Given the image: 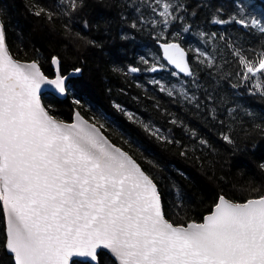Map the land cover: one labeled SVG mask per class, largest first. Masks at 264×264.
Instances as JSON below:
<instances>
[{
  "label": "snow or ice",
  "instance_id": "obj_1",
  "mask_svg": "<svg viewBox=\"0 0 264 264\" xmlns=\"http://www.w3.org/2000/svg\"><path fill=\"white\" fill-rule=\"evenodd\" d=\"M59 3V13L38 4L30 10L51 21L58 14L71 18L84 7V0ZM154 3L156 7H148L162 19L152 20L153 26L167 29L183 21L177 14L182 4L172 0ZM234 7V14L214 16L211 23H234L264 37V12L254 14L250 9L255 6L245 0H234ZM140 20L143 22V16ZM84 27H89L87 21ZM131 27L138 28V23L133 21ZM190 28L185 24L182 32ZM199 35L209 41L216 38V33ZM180 37L181 32H176L173 40L159 44L163 59L180 73L194 77L184 48L176 42ZM161 38L163 31L157 36L158 43ZM86 43L95 45L92 40ZM228 46L239 65L236 76L240 83L232 87L243 86L249 95L264 98V49ZM200 54L208 67L215 64L212 57ZM50 59L54 78L44 74L38 60L15 59L0 21V205L5 216L0 264H264V195L235 202L219 194L201 221L173 223L166 218L154 179L129 152L109 140L102 132L103 123L89 122L79 111L74 112L72 123L65 122L51 113L53 105L41 102L45 86L59 96L70 91L69 76L61 74L60 58ZM141 60L149 63L144 57ZM157 70V64L147 69ZM81 71L75 68L73 74ZM128 71L140 69L130 67ZM180 91L189 102L196 101L184 89ZM168 95L173 91L168 90ZM73 102L80 104L79 100ZM235 111L229 109V114ZM244 111L254 121L253 131L264 136V116ZM222 138L229 145L236 143L228 134ZM200 144L207 142L200 140ZM258 167L264 172V162Z\"/></svg>",
  "mask_w": 264,
  "mask_h": 264
},
{
  "label": "trees",
  "instance_id": "obj_2",
  "mask_svg": "<svg viewBox=\"0 0 264 264\" xmlns=\"http://www.w3.org/2000/svg\"><path fill=\"white\" fill-rule=\"evenodd\" d=\"M172 2L183 5L177 13L183 21L167 29L151 23L162 19L148 7H156L154 0H84V7L71 18L58 14L51 21L32 15L30 9L38 4L59 13V0H0V20L15 58L38 60L48 76L53 75L52 56L60 58L62 73L82 70L69 78L71 91L65 98L44 92L43 104L53 105L51 113L63 121H70L78 109L89 121L103 123L104 134L128 151L156 182L166 218L186 224L201 221L219 194L237 202L264 195V172L258 167L264 162V136L253 131L254 121L244 111L264 116V98L249 95L243 86L232 87L240 83L236 76L239 65L228 46L259 51L264 49V37L234 23H211L214 16L234 14V0ZM245 2L255 6L250 9L254 14L264 12V0ZM133 21L138 28L131 27ZM185 24L191 26L188 32H182ZM161 31L159 42L171 41L181 32L176 42L186 49L194 77L175 72L163 60L157 42ZM201 32L216 33V38H201ZM200 53L212 57L215 64L208 67ZM141 57L149 63H143ZM152 64H157L156 72L147 71ZM130 67L140 71L132 73ZM181 89L196 101L189 102ZM168 90L173 91L172 96ZM233 108L236 111L230 115ZM222 134L230 135L235 145L224 141ZM184 151L186 155H181ZM4 228L0 205V239Z\"/></svg>",
  "mask_w": 264,
  "mask_h": 264
},
{
  "label": "water",
  "instance_id": "obj_3",
  "mask_svg": "<svg viewBox=\"0 0 264 264\" xmlns=\"http://www.w3.org/2000/svg\"><path fill=\"white\" fill-rule=\"evenodd\" d=\"M1 21V20H0ZM160 43H163V42H159L158 44H160ZM179 43V42H178ZM181 45V44H180ZM181 47L182 48H184L182 45H181ZM161 49V48H160ZM184 50H185V52H186V57H185V59L188 61V63H189V60H188V53H187V51H186V49L184 48ZM161 54H162V58H163V52H162V49H161ZM15 58V57H14ZM15 59H17V58H15ZM17 60H19V59H17ZM164 60V59H163ZM21 62H30V61H32V60H29V61H25V60H20ZM165 62H166V64L168 65V66H170L173 70H175L177 73H179V74H182V75H185L184 73H180L179 72V70L178 69H175V67L173 66V65H169L168 63H167V61L166 60H164ZM52 65V64H51ZM189 67H190V65H189ZM52 68H53V75L52 76H48V75H46V76H48L49 78H54V76H55V66H53L52 65ZM190 70H191V68H190ZM61 74L62 75H65V76H69V78L71 77V76H73V75H77V74H80V73H77V74H73V70H71V71H69L68 73H62L61 72ZM46 87V90L44 91V92H48V93H51L52 95H54V96H56V97H58V98H65L66 96H59V95H56L54 92H52L51 91V89H48L47 88V86H45ZM41 102L43 103V101H42V98H41ZM75 111H79L78 109H74V112ZM74 112H73V116H72V119L70 120V121H65V122H68V123H72L73 122V120H74ZM81 114V113H80ZM82 115V114H81ZM83 116V115H82ZM84 117V116H83ZM85 118V117H84ZM86 119V118H85ZM88 120V119H87ZM89 122H91V121H89ZM103 132V131H102ZM104 133V132H103ZM110 140V139H109ZM111 141V140H110ZM1 207H2V205H1ZM2 211H3V208H2ZM4 214V213H3ZM4 223H5V216H4Z\"/></svg>",
  "mask_w": 264,
  "mask_h": 264
},
{
  "label": "bare ground",
  "instance_id": "obj_4",
  "mask_svg": "<svg viewBox=\"0 0 264 264\" xmlns=\"http://www.w3.org/2000/svg\"><path fill=\"white\" fill-rule=\"evenodd\" d=\"M42 70V69H41ZM71 84V83H70ZM71 91V90H70ZM73 92V91H72ZM48 93V92H47ZM47 93H45V94H47ZM44 94V93H43ZM43 94H42V96H43ZM50 94V93H49ZM51 95V94H50ZM46 96V95H45ZM45 96H43V97H45ZM112 142V141H111ZM113 143V142H112ZM113 144H115V143H113ZM116 146H119V145H117V144H115ZM119 147H121V146H119ZM122 148V147H121ZM125 150V149H124ZM126 151V150H125ZM128 152V151H127ZM130 154V153H129ZM131 155V154H130ZM256 174V173H255ZM251 175V174H250ZM252 178V177H251ZM258 178H260V177H258ZM227 198V197H226ZM229 199V198H228ZM229 200H231V199H229ZM233 201V200H232ZM235 202H237V201H235ZM208 214V213H207Z\"/></svg>",
  "mask_w": 264,
  "mask_h": 264
},
{
  "label": "rangeland",
  "instance_id": "obj_5",
  "mask_svg": "<svg viewBox=\"0 0 264 264\" xmlns=\"http://www.w3.org/2000/svg\"><path fill=\"white\" fill-rule=\"evenodd\" d=\"M73 116V115H72ZM71 119H72V117H71Z\"/></svg>",
  "mask_w": 264,
  "mask_h": 264
}]
</instances>
